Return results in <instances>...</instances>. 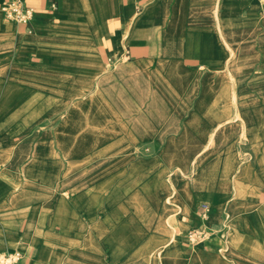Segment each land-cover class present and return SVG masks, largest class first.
I'll list each match as a JSON object with an SVG mask.
<instances>
[{
  "label": "crops",
  "instance_id": "crops-1",
  "mask_svg": "<svg viewBox=\"0 0 264 264\" xmlns=\"http://www.w3.org/2000/svg\"><path fill=\"white\" fill-rule=\"evenodd\" d=\"M25 3L28 28L0 11V252L264 264V0Z\"/></svg>",
  "mask_w": 264,
  "mask_h": 264
},
{
  "label": "built area",
  "instance_id": "built-area-1",
  "mask_svg": "<svg viewBox=\"0 0 264 264\" xmlns=\"http://www.w3.org/2000/svg\"><path fill=\"white\" fill-rule=\"evenodd\" d=\"M0 11L6 20L27 28L33 17V9L25 3V0H0ZM204 237V231L200 226L193 228L186 234V240L189 244L204 240ZM22 258L23 253L20 250L0 252V264H19Z\"/></svg>",
  "mask_w": 264,
  "mask_h": 264
},
{
  "label": "rangeland",
  "instance_id": "rangeland-1",
  "mask_svg": "<svg viewBox=\"0 0 264 264\" xmlns=\"http://www.w3.org/2000/svg\"><path fill=\"white\" fill-rule=\"evenodd\" d=\"M206 217H205V215H203L202 216V219L204 220ZM225 224V223H224ZM201 227L202 229H203V231H204V235H205V237H204V240H199L198 242H195L194 244H189V245H198V244H201V243H203V242H206L207 240H208V237H209V233L210 232H212V230L211 229H209L208 227H206V225H204V223H200V224H197V225H194L193 227H191L190 228V230H192L193 228H197V227ZM225 228V231H226V226L225 225H223V229ZM189 230V231H190ZM187 233H188V231H187ZM225 234H226V232H225ZM238 235V232H236V231H233L232 229H230L229 231H227V234H226V238H227V241H228V243H230V242H232V240H231V238L234 236V235ZM109 237H113L112 235H110L109 234ZM125 248V247H124ZM127 248V247H126ZM115 250H120L121 251V248L120 247H118V248H116V246H109L108 248H107V252H111V253H116V251ZM120 253V252H119Z\"/></svg>",
  "mask_w": 264,
  "mask_h": 264
},
{
  "label": "bare ground",
  "instance_id": "bare-ground-1",
  "mask_svg": "<svg viewBox=\"0 0 264 264\" xmlns=\"http://www.w3.org/2000/svg\"><path fill=\"white\" fill-rule=\"evenodd\" d=\"M95 96V95H94ZM59 127V126H58ZM61 128V127H60ZM78 221V220H77ZM78 223V222H77Z\"/></svg>",
  "mask_w": 264,
  "mask_h": 264
}]
</instances>
